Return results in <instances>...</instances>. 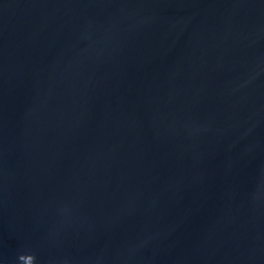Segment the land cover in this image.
<instances>
[{"label": "water", "instance_id": "water-1", "mask_svg": "<svg viewBox=\"0 0 264 264\" xmlns=\"http://www.w3.org/2000/svg\"><path fill=\"white\" fill-rule=\"evenodd\" d=\"M0 264H264V0H0Z\"/></svg>", "mask_w": 264, "mask_h": 264}]
</instances>
